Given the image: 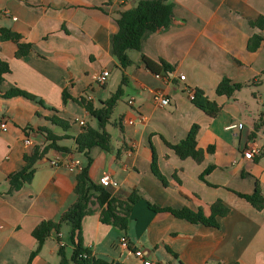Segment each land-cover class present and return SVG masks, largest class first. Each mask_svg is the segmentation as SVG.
I'll use <instances>...</instances> for the list:
<instances>
[{
	"label": "crops",
	"instance_id": "obj_1",
	"mask_svg": "<svg viewBox=\"0 0 264 264\" xmlns=\"http://www.w3.org/2000/svg\"><path fill=\"white\" fill-rule=\"evenodd\" d=\"M172 2L173 21L145 32L140 50L123 69L112 54L111 37L118 29L120 10L130 8V2L0 0V28L31 44L30 51L16 56L17 44L0 40V58L10 68L0 92V121L7 124L5 131L0 129V264H60L57 232L51 231L30 257L37 246L32 231L41 221H58L76 200L77 172L66 164L72 160L86 165L84 153L74 151L75 137L84 125L98 124L76 99L94 109L105 107L119 86L129 93L125 104L118 103L119 97L105 123L112 136L110 150L92 148L88 172L95 182L105 173L117 182L105 186L112 197L124 201L136 191L140 199L131 207L126 231L101 222L102 206L93 203L92 212L81 220L84 246L111 264H142L134 248L161 264H264V208L256 209L236 193L251 194L258 182L264 196V28L249 23L264 17V0ZM254 34L262 40L249 50ZM140 54L164 60L172 69L152 73ZM114 69L122 71L124 83L122 77L115 80ZM102 70L109 74L106 83L98 85L94 75ZM223 78L243 85L230 97L217 94ZM8 86L35 95L43 104L23 96L3 97ZM196 88L220 107L215 116L194 105L189 90ZM155 91L169 103L160 105ZM53 115L67 120L69 127L54 124L49 119ZM194 123L199 126L197 146L205 151L200 161L180 158L165 143L185 138ZM234 123L242 127L226 129ZM41 127L58 136L56 144L66 156L58 158L50 149L37 161L32 181L9 190L7 175L22 168L34 146L47 144ZM26 138L30 145L24 143ZM253 142L262 147L256 160L246 154ZM153 151L165 183L152 172ZM54 159L57 165L51 164ZM208 166L212 168L202 177ZM216 200L229 208L216 216V227L151 207H186L208 216ZM68 231L67 225L59 231L65 245ZM121 235L128 238L129 249L119 247Z\"/></svg>",
	"mask_w": 264,
	"mask_h": 264
},
{
	"label": "trees",
	"instance_id": "obj_2",
	"mask_svg": "<svg viewBox=\"0 0 264 264\" xmlns=\"http://www.w3.org/2000/svg\"><path fill=\"white\" fill-rule=\"evenodd\" d=\"M132 5L128 9H121L119 16L116 19L118 29L111 37L112 54L116 58L118 65L121 68H126L132 63L128 56V50H140V42L143 34L147 31H155L159 28L168 26L173 21V2L172 0H125ZM251 26L264 28V17L259 16L255 20L249 21ZM0 40H12L17 44L16 56H22L31 49V44L22 42L18 33L11 31L8 28H0ZM262 40L258 34L252 35L247 44L249 50H255ZM140 60L145 67L152 73L159 74L162 71H170L172 67L164 60H153L144 54H140ZM10 71L6 61L0 58V92L4 84V75ZM125 82V76L122 77V83ZM241 83H232L228 78H223L216 87V93L220 95L232 96L234 92L242 87ZM122 93L121 86L104 102L105 107L94 109L91 104L83 99L78 100L84 104L88 112L96 117L98 124L96 127L84 125L81 132L75 137L74 151L82 152L87 158L86 165L76 175V183L74 192L76 200L62 213L58 221L44 220L41 221L32 231V235L37 241L36 248L31 252V256L35 255L41 248L45 238L51 231L59 232L63 225L69 227L67 239L70 246V253L67 255L65 246H59L58 254L60 256V264H111L107 259L95 257L90 248L84 246L82 240L81 220L85 215L92 212V204L97 202L102 206L100 212V221L106 224L113 225L122 231H126L129 221V213L131 207L140 195L136 191H132L128 198L124 201L112 197L105 186L91 179L88 167L90 165L91 156L90 150L94 147H99L104 150H110L112 136L105 130V123L108 121L112 108L115 102L119 99ZM5 98L15 96H23L30 100H35L40 104L43 102L35 95L20 89L16 86H8L2 93ZM63 101L67 95L62 94ZM192 102L198 108L203 110L210 116H215L220 107L215 101L208 99L204 92L200 89L193 90ZM50 121L54 124L66 129L69 127L67 120L59 118L55 115L51 116ZM199 126L193 124L185 138L179 142L172 144L167 141L168 147L180 158L192 157L196 161L203 159L205 151L197 146V132ZM259 128V123L255 124V129ZM44 134L47 144L44 147L34 146L30 153L24 156V165L21 169L11 172L7 175L9 190L20 189L23 185L32 181L35 172L37 161L45 157L50 149L61 150L57 144L56 136L51 130L46 127L38 128ZM253 135V134H251ZM208 152L212 150V146L206 149ZM255 160L257 157L254 158ZM212 166H208L203 174L208 173ZM151 169L154 175L165 183L164 176L160 173L157 165V157L153 151L151 160ZM238 196L246 199L253 207L260 210L264 208V196L260 191L257 182L254 191L251 194H243L236 192ZM154 210H166L174 216L186 219L190 222H201L206 225L218 226L216 216L225 215L229 208L220 200H216L210 206V214L205 216L201 210L193 211L183 207L181 209H172L167 207L151 206ZM215 264H239L237 261L229 263L216 262Z\"/></svg>",
	"mask_w": 264,
	"mask_h": 264
},
{
	"label": "built area",
	"instance_id": "obj_3",
	"mask_svg": "<svg viewBox=\"0 0 264 264\" xmlns=\"http://www.w3.org/2000/svg\"><path fill=\"white\" fill-rule=\"evenodd\" d=\"M108 74H109L108 70H102L94 75V81L98 85H103L107 81ZM184 78L185 76L183 74L179 75L180 80H183ZM189 95H190V99H193V92L191 90H189ZM153 97L160 105H166L170 101L168 97L162 95V93L159 91H155L153 94ZM132 102H133V98H130L128 100V103L131 104ZM139 120L144 121L145 117L140 115ZM79 123L80 125H82L83 121L80 120ZM128 123L133 124L134 121L128 120ZM241 127H242V124L234 123V124H229L228 126H226V129L241 128ZM0 129L2 131H5L7 129V124L3 120L0 121ZM24 143L26 145H30L31 143L30 138H26L24 140ZM261 152H262V147L256 142H253L252 144H250V146L246 150V154L249 158L250 157L253 158L261 154ZM57 163H58V159H54L51 161V164L53 165H57ZM66 167L70 171H76L77 173L81 171L83 168L80 163L74 162L72 160L67 162ZM98 182L103 186H108V185L116 186L117 185V182L108 173H105L101 177H99ZM57 238H58V246H64L65 243L62 240V235L60 232H57ZM118 244L122 250L129 249V240L125 235H121L119 237ZM132 253L134 254V256H136L137 258L141 260L142 264H161L159 260L153 259L152 257L151 258L147 257L144 250L141 248H134L132 250Z\"/></svg>",
	"mask_w": 264,
	"mask_h": 264
},
{
	"label": "rangeland",
	"instance_id": "obj_4",
	"mask_svg": "<svg viewBox=\"0 0 264 264\" xmlns=\"http://www.w3.org/2000/svg\"><path fill=\"white\" fill-rule=\"evenodd\" d=\"M127 53H128V56L131 58V60H133L134 57L136 56L137 51L134 50V49H131V50H128ZM122 74H123L122 71H119V70H116V69L113 70V76L115 77V80L116 79L120 80V78L122 77ZM128 93H129V91H127V89H125V87H124L123 93L121 94L119 102H118L119 104H125V100H126V97H127ZM65 251H66L67 255H69V253H70V246L69 245L65 246Z\"/></svg>",
	"mask_w": 264,
	"mask_h": 264
},
{
	"label": "water",
	"instance_id": "obj_5",
	"mask_svg": "<svg viewBox=\"0 0 264 264\" xmlns=\"http://www.w3.org/2000/svg\"><path fill=\"white\" fill-rule=\"evenodd\" d=\"M54 154H55L58 158H64V157L66 156V152H64V151H60V150H57V149H54ZM145 254H146L147 257L151 258V256H150L148 253L145 252Z\"/></svg>",
	"mask_w": 264,
	"mask_h": 264
}]
</instances>
